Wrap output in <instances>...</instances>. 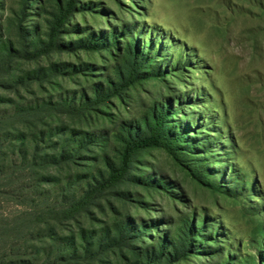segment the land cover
<instances>
[{
  "label": "rangeland",
  "instance_id": "374dc122",
  "mask_svg": "<svg viewBox=\"0 0 264 264\" xmlns=\"http://www.w3.org/2000/svg\"><path fill=\"white\" fill-rule=\"evenodd\" d=\"M54 28L47 53L5 74L8 49L32 53ZM1 83L5 109L36 107L18 129H53L68 160L39 186L42 208L103 182L127 141L158 137L57 227L86 249L99 231V256L72 263L264 262V0H0ZM27 207L7 198L0 214Z\"/></svg>",
  "mask_w": 264,
  "mask_h": 264
},
{
  "label": "trees",
  "instance_id": "16d2710c",
  "mask_svg": "<svg viewBox=\"0 0 264 264\" xmlns=\"http://www.w3.org/2000/svg\"><path fill=\"white\" fill-rule=\"evenodd\" d=\"M70 7L68 3L64 11L66 14ZM62 18L64 17H61V20ZM56 32L57 29L54 28L48 44L43 47H33L32 53L19 54L8 49L6 51L8 58L4 63L5 74H10V60L16 57L35 59L47 53L54 44ZM3 86L4 84L1 83L0 90L4 89ZM3 106H14V104L11 99L0 93V204L10 198L18 207L28 208L29 205L36 210L25 213V217L18 216L11 220L12 222L0 214V264H74L72 263L74 261L88 262L87 258L92 257L94 261V257L99 256V231H96L92 237V240L97 238L98 241L87 244L89 249H86L77 245L73 236H59L57 227L66 222H76L84 215L98 198L101 189L115 186L128 174L132 154L139 149L158 146V137L149 136L141 140L127 141L119 167L113 169L103 182L99 184V181L91 178L93 184L89 183L88 190L84 193L72 196L60 195L61 202L58 205L49 204L42 208L40 202L48 199L43 195L45 192L38 191L39 186L53 184L54 177L48 171L62 166L68 160L63 157L65 154H61L63 150L59 152L58 143H50V138L54 135L53 129L34 130L28 133L18 129L17 121H23L18 117L28 115V111L36 108L35 106L11 107L12 109H5ZM46 106L52 107L49 103ZM42 149L47 151L41 154ZM67 158L71 157L67 156ZM196 235L198 236V233ZM79 238L84 242L82 234ZM143 256L145 264H151L154 260L149 250ZM136 264L144 263L139 261Z\"/></svg>",
  "mask_w": 264,
  "mask_h": 264
}]
</instances>
